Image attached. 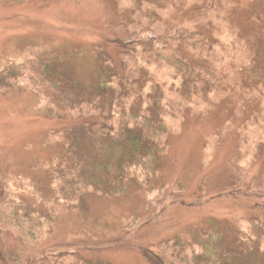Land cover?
Masks as SVG:
<instances>
[{
    "label": "rangeland",
    "instance_id": "obj_1",
    "mask_svg": "<svg viewBox=\"0 0 264 264\" xmlns=\"http://www.w3.org/2000/svg\"><path fill=\"white\" fill-rule=\"evenodd\" d=\"M175 27L200 33L206 48L181 53L209 76L156 59L149 38ZM120 110L150 111L167 148L155 177L107 197L86 182ZM262 213L264 0H0V264H150L139 246L163 264H264L246 221Z\"/></svg>",
    "mask_w": 264,
    "mask_h": 264
},
{
    "label": "trees",
    "instance_id": "obj_2",
    "mask_svg": "<svg viewBox=\"0 0 264 264\" xmlns=\"http://www.w3.org/2000/svg\"><path fill=\"white\" fill-rule=\"evenodd\" d=\"M199 35L200 33L197 31L175 27L167 29L160 35L152 36L149 40L156 47L155 55L159 62L172 68L183 80L186 77L193 80L192 77L194 76L196 81L200 76V71L208 76L209 72L205 67H201L202 65L195 62L194 59L186 57L185 54L181 53V50L189 51L193 55V52L198 48L205 49L206 45H204L203 40L198 39ZM239 42L240 39L235 38L234 41H231V45L234 43L238 46ZM47 78L58 83L56 89L61 91L62 94H73L81 104H86L87 100H83L85 95L82 88L75 83H71L70 78L66 75H60L57 71H50ZM124 111L120 110L118 112L123 118L125 117L124 125L119 127L118 131L111 137L110 135H106V137L102 135V140L107 138L106 140L110 142L111 146L109 145L107 149L102 150L100 145L104 144V141L101 140L102 143L96 144L98 151H95L96 156L94 157L97 159L96 162L99 168L94 169V176L86 182L87 188L102 196L114 197L123 194L130 178L142 181L146 176L155 177L162 155L167 148L165 129L159 119L153 115L151 116L150 111L143 112L140 115ZM79 141L76 139L74 142H78L76 145H79ZM112 147L116 149L113 150ZM117 149L119 151L111 159V162H106L109 154ZM104 163L106 164L104 165ZM246 221L252 232L258 233L259 236L264 233V213L260 217L255 215ZM137 251L146 262L163 264L162 258L153 255L146 246H139Z\"/></svg>",
    "mask_w": 264,
    "mask_h": 264
}]
</instances>
